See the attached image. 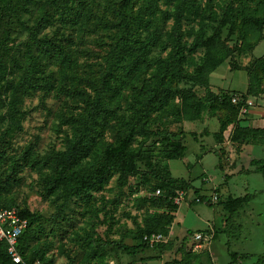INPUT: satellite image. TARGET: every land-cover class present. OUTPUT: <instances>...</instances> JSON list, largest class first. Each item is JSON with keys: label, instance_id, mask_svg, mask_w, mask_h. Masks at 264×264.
Masks as SVG:
<instances>
[{"label": "rangeland", "instance_id": "obj_1", "mask_svg": "<svg viewBox=\"0 0 264 264\" xmlns=\"http://www.w3.org/2000/svg\"><path fill=\"white\" fill-rule=\"evenodd\" d=\"M84 131L71 172L120 153L139 174L70 189L57 164ZM10 206L41 264H264V0H0Z\"/></svg>", "mask_w": 264, "mask_h": 264}, {"label": "trees", "instance_id": "obj_2", "mask_svg": "<svg viewBox=\"0 0 264 264\" xmlns=\"http://www.w3.org/2000/svg\"><path fill=\"white\" fill-rule=\"evenodd\" d=\"M234 94H231L229 97V102H231L233 105L237 107H241L244 103L243 102H238V103H233L232 98ZM246 132V135L250 133L249 129H244ZM87 134L86 131L83 132V136L78 138L71 146L70 148L66 151L64 155L61 156V158L58 161V169H59V175L61 177V180L65 181L66 185L72 189H87V185L90 182H94L96 179L100 178L103 176L106 172L108 171H119L121 173V180L126 182L129 176H135L139 174V171L135 167H130L128 164V160L125 155L123 154H114L113 156L110 157V159H107L104 164L95 172L92 174H82L80 172H71V165L76 158V155L81 154L85 150L86 144L84 143L85 135ZM171 182L173 180H170ZM178 181V180H174ZM246 201H248V197H239L235 198L229 202H227V209L230 211H234L236 208L241 207ZM16 207L20 210V214L22 217L27 218L29 220V227L31 225L29 216L23 212L19 207L17 206H10V207H4L2 209H7V208H13ZM0 209V210H2ZM161 221L158 223L157 230L156 232L153 233H162L164 235H168L170 230L168 229L169 225L173 222L174 218H165L164 216L161 217ZM168 219V220H164ZM25 231V233L20 237L19 239V251L23 255V258L26 262L29 264H35L37 261H31L30 258L27 256L26 250L24 249V239L26 236V233L29 229ZM149 234H152L149 233ZM147 234V235H149ZM148 246L147 244H145ZM124 252H128V248H123ZM0 264H16L13 262L11 259V256L7 252L6 244L2 243L0 245Z\"/></svg>", "mask_w": 264, "mask_h": 264}, {"label": "built area", "instance_id": "obj_3", "mask_svg": "<svg viewBox=\"0 0 264 264\" xmlns=\"http://www.w3.org/2000/svg\"><path fill=\"white\" fill-rule=\"evenodd\" d=\"M233 103L240 102V97L234 95ZM29 227V220L20 214V210L16 207L0 210V245L6 244L7 252L16 264H29L23 258L19 251V239ZM166 237L162 233H152L145 236V241L149 243L164 242ZM193 239L196 248L199 247V241L204 239L202 232H195ZM35 264H41L37 261Z\"/></svg>", "mask_w": 264, "mask_h": 264}]
</instances>
